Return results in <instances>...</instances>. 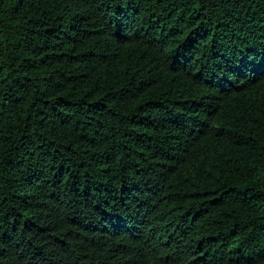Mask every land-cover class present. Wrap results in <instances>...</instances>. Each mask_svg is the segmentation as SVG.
Here are the masks:
<instances>
[{
  "label": "trees",
  "instance_id": "trees-1",
  "mask_svg": "<svg viewBox=\"0 0 264 264\" xmlns=\"http://www.w3.org/2000/svg\"><path fill=\"white\" fill-rule=\"evenodd\" d=\"M0 264H264V0H0Z\"/></svg>",
  "mask_w": 264,
  "mask_h": 264
}]
</instances>
